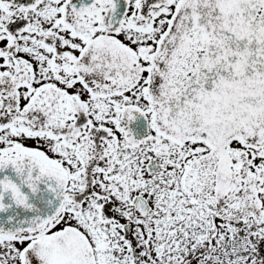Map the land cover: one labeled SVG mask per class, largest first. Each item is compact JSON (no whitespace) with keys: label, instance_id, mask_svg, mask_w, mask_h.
I'll return each mask as SVG.
<instances>
[{"label":"snow or ice","instance_id":"snow-or-ice-1","mask_svg":"<svg viewBox=\"0 0 264 264\" xmlns=\"http://www.w3.org/2000/svg\"><path fill=\"white\" fill-rule=\"evenodd\" d=\"M0 264H264V0H0Z\"/></svg>","mask_w":264,"mask_h":264}]
</instances>
